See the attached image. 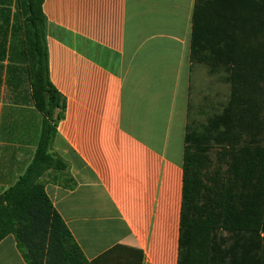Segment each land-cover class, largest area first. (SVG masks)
<instances>
[{
  "label": "crops",
  "instance_id": "crops-1",
  "mask_svg": "<svg viewBox=\"0 0 264 264\" xmlns=\"http://www.w3.org/2000/svg\"><path fill=\"white\" fill-rule=\"evenodd\" d=\"M198 5L205 37L231 35L237 0H43L49 76L66 101L51 152L67 169L41 182L90 264H179L187 126L230 94L221 68L192 60ZM35 43L30 0H0V196L42 132ZM0 264H26L14 235Z\"/></svg>",
  "mask_w": 264,
  "mask_h": 264
},
{
  "label": "trees",
  "instance_id": "trees-1",
  "mask_svg": "<svg viewBox=\"0 0 264 264\" xmlns=\"http://www.w3.org/2000/svg\"><path fill=\"white\" fill-rule=\"evenodd\" d=\"M205 21L198 5L192 60L221 68L230 94L187 126L179 264H264V0H238L236 27L222 30L219 44L205 37ZM30 23L32 98L44 120L33 162L0 196V241L14 235L26 264H90L41 182L67 169L51 152L66 101L49 76L43 0H30Z\"/></svg>",
  "mask_w": 264,
  "mask_h": 264
},
{
  "label": "rangeland",
  "instance_id": "rangeland-1",
  "mask_svg": "<svg viewBox=\"0 0 264 264\" xmlns=\"http://www.w3.org/2000/svg\"><path fill=\"white\" fill-rule=\"evenodd\" d=\"M237 2H238V0H237ZM224 85L228 86V84H226L225 77L223 76V82H222L223 89L225 88ZM227 99H228V96H227V98H226V96H223V98H222V100H223L224 103L226 102ZM224 103H222V105H223ZM217 111H218V110H217ZM215 112H216V111H215Z\"/></svg>",
  "mask_w": 264,
  "mask_h": 264
}]
</instances>
